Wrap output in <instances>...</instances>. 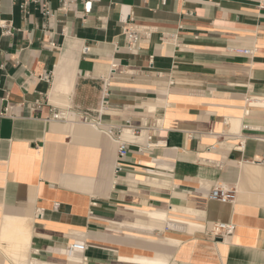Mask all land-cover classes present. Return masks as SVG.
Segmentation results:
<instances>
[{"label": "crops", "instance_id": "0c3cea01", "mask_svg": "<svg viewBox=\"0 0 264 264\" xmlns=\"http://www.w3.org/2000/svg\"><path fill=\"white\" fill-rule=\"evenodd\" d=\"M24 2L0 0V264H264V0Z\"/></svg>", "mask_w": 264, "mask_h": 264}, {"label": "built area", "instance_id": "2783aa9c", "mask_svg": "<svg viewBox=\"0 0 264 264\" xmlns=\"http://www.w3.org/2000/svg\"><path fill=\"white\" fill-rule=\"evenodd\" d=\"M81 2L84 5V12L85 14H89L92 11L93 8V2L92 0H59L60 2V10L66 11L68 7L72 6L73 4L77 2ZM30 3L34 4H40L42 7V12L45 17L51 18L53 17V13L49 7V0H25V2L22 4V8L27 7ZM150 29L145 26H141L137 24L132 18H130V23L129 25L124 29V35H125V41H126V48L131 52L132 54H137L140 50L139 44L140 40L149 34ZM90 51L89 47H85L83 52L88 53ZM241 54L244 55H252L254 53V50H240L239 51ZM107 97V93L105 95V98ZM70 116V111L67 109H55L52 111V120L57 121V122H67L69 120ZM81 120L85 123H92V119L83 116L81 117ZM111 129L109 130V133L111 135L117 136V132ZM122 132V131H121ZM128 134H134L136 130L132 128H128L126 130ZM120 134V131H119ZM156 146H159L158 144H155L152 141V138L149 137L147 138V145L146 149H153ZM128 145L126 142L120 141L118 145V155L120 158H124L128 155ZM259 165L264 166V154L254 160ZM234 197V191L222 187V186H216L214 187L210 193H209V198L211 200L219 201L222 203H228L233 200ZM235 231V226L233 224H225V223H215L212 225L209 234L212 236L214 239H225L229 238L234 234ZM86 251V246L84 243H79L75 242L71 245L68 246L67 252L68 253H80L83 255Z\"/></svg>", "mask_w": 264, "mask_h": 264}, {"label": "bare ground", "instance_id": "6f19581e", "mask_svg": "<svg viewBox=\"0 0 264 264\" xmlns=\"http://www.w3.org/2000/svg\"><path fill=\"white\" fill-rule=\"evenodd\" d=\"M154 109V108H153ZM151 111V110H150ZM163 120V119H162ZM145 121V120H144ZM235 123V122H234ZM237 123V122H236ZM144 125H145V122H144ZM236 125V124H235ZM231 126V125H230ZM238 127V126H237ZM230 128V127H229ZM235 129H236V126L234 127ZM233 128V130H235ZM240 128V127H239ZM231 130V129H230ZM233 130H231L232 132H233ZM238 130V129H237ZM237 130H235V132L237 131ZM126 131V130H125ZM239 131H240V129H239ZM231 132V133H232ZM238 132V131H237ZM128 133V132H127ZM125 134V133H124ZM142 134H143V131H142ZM235 135V134H234ZM239 135V134H238ZM147 136V135H146ZM240 136V135H239ZM236 137H238V136H236ZM244 141V140H243ZM245 142V141H244ZM160 144V143H159ZM161 145V144H160ZM243 146H244V144H242ZM165 146H166V144H165ZM138 147V146H137ZM239 147V146H238ZM238 147H236V148H238ZM240 149V148H239ZM242 149V148H241ZM161 212L162 211H155L152 215H151V217L154 219H161V220H163L164 218H163V216H162V214H161ZM21 227V226H20ZM146 228V227H145ZM148 230H150L149 228H147ZM18 231V230H17ZM159 231V230H158ZM162 231V230H161ZM146 232V231H145ZM147 232H150V231H147ZM152 232V231H151ZM23 234V233H22ZM154 234H156V233H154ZM162 235V234H161ZM20 239V238H19ZM220 240V239H219ZM28 241V240H27ZM77 242V241H76ZM69 246V245H68ZM67 246V247H68ZM17 249V248H16ZM19 253V252H18ZM20 253H21V251H20ZM30 253V252H29ZM27 256H25V255H23V256H21V258H22V261H23V259L25 260L26 259V261H27V258H26ZM29 260V259H28ZM143 262H149L148 260H144Z\"/></svg>", "mask_w": 264, "mask_h": 264}]
</instances>
